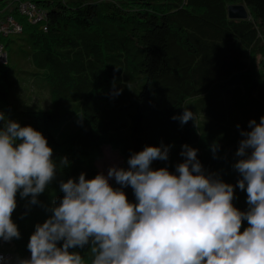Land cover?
<instances>
[{"label": "trees", "instance_id": "obj_1", "mask_svg": "<svg viewBox=\"0 0 264 264\" xmlns=\"http://www.w3.org/2000/svg\"><path fill=\"white\" fill-rule=\"evenodd\" d=\"M30 1L45 19L30 23L14 11L22 25L15 34L21 35L6 42L0 35L6 51L0 111L8 118L15 112L22 126L40 131L60 169L38 196L40 203L17 194L11 218L20 237L7 250L14 264L30 258V235L63 197L60 181L98 173L102 146L116 149L124 168L146 145L167 146L168 160H154L151 167L174 172L187 144L207 173L233 185L234 206L247 209L233 164L241 129L264 116V0ZM229 4H243L248 16L229 18ZM11 55L27 66L18 71L28 74L22 83L29 86L17 85L19 103L22 96L30 101L25 107L12 108L9 100L16 99L9 92ZM185 108L194 119L181 124L173 117ZM64 158L66 167L59 164ZM111 184L119 187L114 179ZM123 191L135 202L130 186ZM245 226L243 221L241 231ZM75 250L90 264L87 245Z\"/></svg>", "mask_w": 264, "mask_h": 264}, {"label": "clouds", "instance_id": "obj_2", "mask_svg": "<svg viewBox=\"0 0 264 264\" xmlns=\"http://www.w3.org/2000/svg\"><path fill=\"white\" fill-rule=\"evenodd\" d=\"M173 119L184 124L194 117L185 108ZM0 121V239L9 242L20 237L11 218L17 194L40 203L60 168L40 131L2 112ZM248 125L233 164L240 174L236 187L247 193L245 211L233 204V185L207 173L195 148L182 145L184 159L172 172L151 167L168 160V147L146 145L129 156L127 168L113 165L106 175L82 172L60 181L63 197L30 235V258L17 264H89L75 250L86 245L90 264H264V116ZM129 186L135 202L123 191Z\"/></svg>", "mask_w": 264, "mask_h": 264}, {"label": "rangeland", "instance_id": "obj_3", "mask_svg": "<svg viewBox=\"0 0 264 264\" xmlns=\"http://www.w3.org/2000/svg\"><path fill=\"white\" fill-rule=\"evenodd\" d=\"M17 1L18 0H0V10H1L0 14L3 15L5 13H9V14L15 16L13 14V12L16 11L15 3ZM19 35H21V34H10L7 37L6 36L2 37L3 40H1V41L6 42L8 39H14V38L18 37ZM9 45H11V42L9 43ZM260 61H262V60L260 59ZM10 69H13L11 71V73L15 72L12 75H15L17 77V79H15V80L12 79V75L10 77V79L13 80V82L10 85L9 92L12 93V95H15V98H16L15 100H14V97H12V98L10 97L9 98L10 102L13 105L12 108L25 107L26 103L29 104L30 101L22 96V99L24 101H21L19 103V98H18L19 91H18L17 85H20V87H21V84H24V87L25 86L26 87L29 86L28 82H23L22 83L23 79H26L28 77V74L27 73H21V72L18 71V70H20V71L24 70L25 71V69H27V66L23 63V61L21 63V61L20 62L17 61L16 57H12V55H11L10 58H9V71H10ZM39 97L41 98V94L39 95ZM36 98L37 97H33V100L37 101ZM0 112H2L4 114V116H7L4 111H0ZM15 114H16L15 112L14 113H10L9 115L11 117H9V118L5 117V118L9 119V120H14V121L20 122L21 116L15 115ZM18 119H20V120L18 121ZM2 123L3 122L0 121V124H2ZM121 159H122V157H121V155L119 154V152L116 149H111L108 146H102L101 147V156L95 160V165L97 167L98 172H103L106 175L107 171H108V168L110 166H113V165L118 167V164L121 162ZM111 181H112V179H110V181H109L110 184H111ZM0 249L11 250V245L9 244V242H5L3 240H0Z\"/></svg>", "mask_w": 264, "mask_h": 264}, {"label": "built area", "instance_id": "obj_4", "mask_svg": "<svg viewBox=\"0 0 264 264\" xmlns=\"http://www.w3.org/2000/svg\"><path fill=\"white\" fill-rule=\"evenodd\" d=\"M16 11L23 15L30 23L39 22L45 19V13L37 8L30 0H18L15 3ZM1 12V10H0ZM22 31L21 23L11 14H0V34L3 36L20 33ZM6 51L2 42L0 41V63H5ZM262 65L264 66V56L262 58ZM0 264H14L15 260L12 253L7 250L0 249ZM30 257V254H29Z\"/></svg>", "mask_w": 264, "mask_h": 264}, {"label": "water", "instance_id": "obj_5", "mask_svg": "<svg viewBox=\"0 0 264 264\" xmlns=\"http://www.w3.org/2000/svg\"><path fill=\"white\" fill-rule=\"evenodd\" d=\"M227 16L229 18H246L248 11L243 4L227 5Z\"/></svg>", "mask_w": 264, "mask_h": 264}]
</instances>
